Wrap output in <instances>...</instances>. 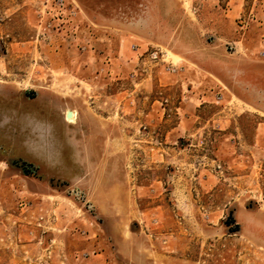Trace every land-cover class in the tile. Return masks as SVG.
I'll use <instances>...</instances> for the list:
<instances>
[{"label": "rangeland", "instance_id": "obj_1", "mask_svg": "<svg viewBox=\"0 0 264 264\" xmlns=\"http://www.w3.org/2000/svg\"><path fill=\"white\" fill-rule=\"evenodd\" d=\"M0 80V264H264V0H0Z\"/></svg>", "mask_w": 264, "mask_h": 264}, {"label": "crops", "instance_id": "obj_2", "mask_svg": "<svg viewBox=\"0 0 264 264\" xmlns=\"http://www.w3.org/2000/svg\"><path fill=\"white\" fill-rule=\"evenodd\" d=\"M177 70V69H176ZM175 69H172V73ZM3 80H0L2 82ZM7 96V100L9 101V104L11 106V109L14 113H16L17 109L20 108L21 112H23L24 120L26 122L27 117L29 115L28 110V97L27 92L23 91H17L16 88L12 87L11 85H4L0 83V97L4 98ZM3 100V99H2ZM54 109L52 105H49L47 103H44ZM75 111L77 113V124L80 120L79 112L75 109L71 110ZM55 113V112H54ZM77 124L75 127H77ZM18 131V130H17ZM15 132L14 135L17 136V133L20 132V136L23 137V139H19L20 143L13 144L12 149H2L0 147V159L7 160V163H10L11 160H16L20 162H24L27 160L26 155L24 156L23 153H27L28 151V139H27V122L25 123V127L23 126L20 131ZM73 145L75 144V139H73ZM75 148V147H74ZM74 151V150H73ZM78 167V161L74 159L73 157V168L76 169ZM76 178H74L73 174V181ZM27 211L26 204L22 200L16 201V207L14 206H7V207H0V231H3L0 235V244L5 247H10V244L13 242L18 244V247H20V254L21 251L27 249V244L22 242V239L20 237H24L25 239L27 234L24 232L25 229L28 228L26 218H24V213ZM251 210H246L245 213L249 216V229H254L253 221L255 218L252 214H249ZM42 223L37 222V226H41ZM254 227V228H253ZM19 236V239L15 237V235ZM85 234V233H83ZM86 240H92L91 238L86 235ZM17 240L19 242H17ZM40 241V240H39ZM64 257L61 258V264H64ZM73 264H110L101 253L95 252L94 250H75L73 251Z\"/></svg>", "mask_w": 264, "mask_h": 264}, {"label": "built area", "instance_id": "obj_3", "mask_svg": "<svg viewBox=\"0 0 264 264\" xmlns=\"http://www.w3.org/2000/svg\"><path fill=\"white\" fill-rule=\"evenodd\" d=\"M151 57L156 58L157 57V52L156 53H152ZM151 223L153 225L157 224V220L156 219H152ZM160 242L162 245H166L167 244V238L166 237H161Z\"/></svg>", "mask_w": 264, "mask_h": 264}, {"label": "bare ground", "instance_id": "obj_4", "mask_svg": "<svg viewBox=\"0 0 264 264\" xmlns=\"http://www.w3.org/2000/svg\"><path fill=\"white\" fill-rule=\"evenodd\" d=\"M65 116V121H75V120H77V113L75 112V111H73L72 112V114H71V118L70 119H67L66 118V115H64Z\"/></svg>", "mask_w": 264, "mask_h": 264}, {"label": "water", "instance_id": "obj_5", "mask_svg": "<svg viewBox=\"0 0 264 264\" xmlns=\"http://www.w3.org/2000/svg\"><path fill=\"white\" fill-rule=\"evenodd\" d=\"M68 113L66 114V118L67 119H70L71 118V112L70 111H67Z\"/></svg>", "mask_w": 264, "mask_h": 264}]
</instances>
